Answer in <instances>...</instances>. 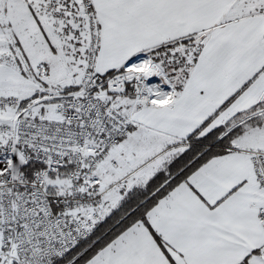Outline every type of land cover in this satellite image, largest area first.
I'll list each match as a JSON object with an SVG mask.
<instances>
[{
	"label": "snow or ice",
	"instance_id": "1",
	"mask_svg": "<svg viewBox=\"0 0 264 264\" xmlns=\"http://www.w3.org/2000/svg\"><path fill=\"white\" fill-rule=\"evenodd\" d=\"M0 264H264V0H0Z\"/></svg>",
	"mask_w": 264,
	"mask_h": 264
}]
</instances>
